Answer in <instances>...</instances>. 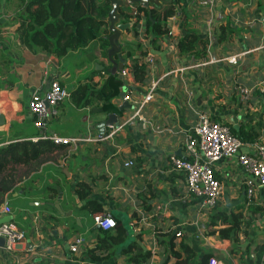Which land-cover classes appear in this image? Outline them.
Listing matches in <instances>:
<instances>
[{"label": "crops", "instance_id": "crops-1", "mask_svg": "<svg viewBox=\"0 0 264 264\" xmlns=\"http://www.w3.org/2000/svg\"><path fill=\"white\" fill-rule=\"evenodd\" d=\"M199 1L186 0L184 12H175L168 21L173 35L161 36L158 48L141 31L133 36L128 21L119 40L124 47L136 37L148 46L147 79L139 83L129 68L125 75L118 70L124 86L117 96L83 108H77L71 96L65 98L57 116L41 129L35 127L29 109L33 93L44 95L52 78L72 91L79 79L93 76V70L105 73L112 61L101 51L99 39L69 48L62 56L23 47L16 31L22 3L0 0V146L36 140L44 132L71 137H96L103 130L106 134L98 140H80L75 150L65 146L44 154L37 163L15 165V181L3 203L10 205L11 213L5 215L23 230L25 244L10 250L0 246V264L126 262L129 253L119 249L115 256L94 258L106 253L94 250L101 228L94 223L96 214L112 215L123 224L129 240L150 249L146 264H208L210 257L218 264H255L245 261L244 255L249 251L254 257L256 243L264 242V188L255 184L254 194L248 195L246 172L237 156H221L213 162L221 195L214 206H204L188 188L184 171L172 168L170 157L187 156L185 133L193 129L201 111L233 128L238 137L241 131L258 130L257 140H243L242 152L252 151L256 141L264 143V0H214L211 11ZM222 25L229 30L219 39ZM193 29L207 38L206 45L198 43L195 50L178 53L177 40ZM121 57L128 67V59ZM71 58L81 61L66 67ZM94 80L98 86L103 77L96 74ZM154 81L152 97L145 101ZM240 87L248 88L246 99L240 97ZM110 105L117 126H122L115 132L116 125L102 129L100 124L108 115L102 111ZM138 109L142 118L134 116ZM129 159L133 164L124 165ZM78 181L91 186L92 197L102 203L101 213L91 214L85 207L87 199L75 190ZM217 209L243 213L246 233H238L239 241L209 232ZM132 212L141 217L136 227ZM77 237L82 240L71 251L69 245Z\"/></svg>", "mask_w": 264, "mask_h": 264}, {"label": "trees", "instance_id": "trees-1", "mask_svg": "<svg viewBox=\"0 0 264 264\" xmlns=\"http://www.w3.org/2000/svg\"><path fill=\"white\" fill-rule=\"evenodd\" d=\"M20 1L22 8L17 15L19 22L16 31L18 40L23 47L31 51H44L53 56H62L69 48L81 47L99 39L101 51L105 54L104 49L109 45L107 36L110 33L105 18L110 7L109 0ZM132 2L135 9L126 8V11H122L124 20L132 22L133 36H137L141 31L143 36L151 39L155 48L161 45V36L173 35V31L168 33L170 29L168 21L178 9L184 12V5H186V0H176L175 2L173 0H150L149 8H146L138 2ZM207 10L209 11L208 8ZM228 27L222 25L218 35L219 39L226 38ZM102 31L104 34L101 33ZM207 41V38L201 37L196 30H188L183 32L177 40L176 49L178 53L191 52L195 50L198 43L204 46ZM147 48L148 46L143 47L140 41L137 44L127 42L120 51V55L128 59V67H125L129 68L134 80L139 83L147 79L149 63ZM135 52H139V56H135ZM93 73V76L84 81L79 79L76 88L70 91L72 101L77 108L90 106L97 100L109 101L110 98L117 96L124 86L121 76H119L120 70L115 74L102 73L97 70H93ZM96 74L103 77L98 86V81L94 80ZM112 110L113 105H110L102 112L106 114ZM231 131L235 132L233 128ZM239 136L241 140L254 141L259 138V132L258 130L244 133L241 131ZM65 146L67 145L54 143L47 138L19 139L0 146V206L3 204L5 194L11 190L15 181V165L37 163L35 160L39 159L40 161L44 154ZM7 169H10V172H7ZM76 184V192L81 198L87 199L85 207L88 211L91 214L101 213L102 203L92 197L91 186L84 181H78ZM143 203L146 202L143 201ZM148 204L147 202L145 206L148 207ZM258 209V207H254L253 211H258ZM135 215L136 213L132 212L134 218L132 224L136 227L140 223L141 217L136 218ZM244 220L245 216L241 211L217 209L208 224L209 232H216L221 239L233 238L234 241H239L238 233L243 230ZM218 224L219 226H217ZM243 233H246V229L243 230ZM140 236L142 235L139 234L138 237ZM171 242L170 250L176 255L177 250L174 248V242ZM182 246L186 249L184 244ZM255 246L257 249H254V257H249L250 252L247 251L244 260H254L255 264H264V242L256 243ZM96 249L106 251L104 255H94L96 260H102L109 254L115 256L118 249L120 253H129L126 262L118 263L115 260L112 264H146L152 254L150 249L143 250L135 240H129L125 227L118 220L111 231L100 228L99 243L94 247V250Z\"/></svg>", "mask_w": 264, "mask_h": 264}, {"label": "built area", "instance_id": "built-area-1", "mask_svg": "<svg viewBox=\"0 0 264 264\" xmlns=\"http://www.w3.org/2000/svg\"><path fill=\"white\" fill-rule=\"evenodd\" d=\"M209 11L212 10L214 0H200ZM127 9H135L131 0H124ZM135 17V15H134ZM173 30L170 28L168 33ZM231 61L235 60V56L229 57ZM126 67L120 70L125 75ZM157 84L154 81L151 88L146 93L144 100L147 101L152 97V89ZM240 97L246 99L249 90L246 87L239 88ZM70 97V91L60 83L57 78H52L50 86L44 95L37 92L33 93L29 99V109L34 116L33 123L35 127L44 129L48 122L58 113V105L65 99ZM125 100L130 99L129 94H124ZM134 116L142 118L139 109L136 110ZM117 126V125H116ZM121 125L117 126L113 132L117 131ZM104 131V130H103ZM103 131L96 137H71L61 136L54 133H42L39 138H47L54 143L66 144L75 150L80 140H98L105 137ZM243 140L232 133L230 127L225 123L211 118L206 112L201 111L198 114L197 123L191 131L185 133V147L187 156L180 157L172 155L170 163L173 169L184 171L187 186L191 192L199 197L204 206H214L221 195V183L214 174L213 162L221 156L236 155L239 164L246 172L245 187L248 195L254 194L255 184L264 188V143L254 142L252 151H241ZM131 159L124 162V165H132ZM11 213V207L3 203L0 206V217ZM94 223L103 229L115 226V218L110 214H96L93 217ZM0 236L5 239L4 247L8 250L14 247H22L25 239L23 230L13 221L0 223ZM82 238L77 237L70 243L69 249L75 251ZM208 264H218L214 257H210Z\"/></svg>", "mask_w": 264, "mask_h": 264}, {"label": "water", "instance_id": "water-1", "mask_svg": "<svg viewBox=\"0 0 264 264\" xmlns=\"http://www.w3.org/2000/svg\"><path fill=\"white\" fill-rule=\"evenodd\" d=\"M134 2H138L141 5L149 8L150 0H132ZM174 2L176 0H173ZM109 10L105 15V18L108 22V28L110 34L107 36L109 45L105 48V53L108 54V57L112 61V65L104 69L105 73L115 74L118 70H121L124 67V63L120 55V51L123 47V42L119 40L122 31L129 27L128 21H122L124 19V15L121 14L120 10L126 11V7L124 5V0H109ZM150 15V14H149ZM103 66L100 65V68ZM102 129H104L105 125L114 126L118 124V118L115 113H108L105 121H101ZM11 220L10 215H3L0 217V223ZM5 239L3 236H0V246L4 245Z\"/></svg>", "mask_w": 264, "mask_h": 264}, {"label": "rangeland", "instance_id": "rangeland-1", "mask_svg": "<svg viewBox=\"0 0 264 264\" xmlns=\"http://www.w3.org/2000/svg\"><path fill=\"white\" fill-rule=\"evenodd\" d=\"M137 43H138L137 38H136V37H133V39H132V44H137ZM84 60H85V59H84ZM79 61H81V59H77V60H75V59L71 58V59H68V60L65 62V64H66V67L73 68V67L75 66V62H79Z\"/></svg>", "mask_w": 264, "mask_h": 264}, {"label": "flooded vegetation", "instance_id": "flooded-vegetation-1", "mask_svg": "<svg viewBox=\"0 0 264 264\" xmlns=\"http://www.w3.org/2000/svg\"><path fill=\"white\" fill-rule=\"evenodd\" d=\"M108 23V22H107ZM110 34V33H109Z\"/></svg>", "mask_w": 264, "mask_h": 264}]
</instances>
